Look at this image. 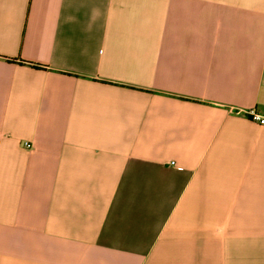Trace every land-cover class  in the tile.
<instances>
[{
	"label": "crops",
	"instance_id": "1",
	"mask_svg": "<svg viewBox=\"0 0 264 264\" xmlns=\"http://www.w3.org/2000/svg\"><path fill=\"white\" fill-rule=\"evenodd\" d=\"M250 108L264 0H0V264H264Z\"/></svg>",
	"mask_w": 264,
	"mask_h": 264
},
{
	"label": "built area",
	"instance_id": "2",
	"mask_svg": "<svg viewBox=\"0 0 264 264\" xmlns=\"http://www.w3.org/2000/svg\"><path fill=\"white\" fill-rule=\"evenodd\" d=\"M237 112H242L248 115L253 121H256L259 124H264V111H259L257 108H250L247 110H239ZM25 145L27 147H31V144L29 142H26ZM172 164L175 163L172 162Z\"/></svg>",
	"mask_w": 264,
	"mask_h": 264
},
{
	"label": "trees",
	"instance_id": "3",
	"mask_svg": "<svg viewBox=\"0 0 264 264\" xmlns=\"http://www.w3.org/2000/svg\"><path fill=\"white\" fill-rule=\"evenodd\" d=\"M36 66H38V65H36Z\"/></svg>",
	"mask_w": 264,
	"mask_h": 264
}]
</instances>
